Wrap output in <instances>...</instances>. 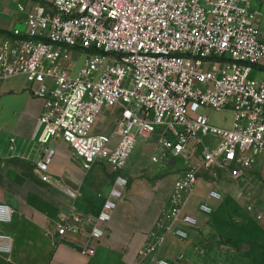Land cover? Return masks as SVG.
I'll list each match as a JSON object with an SVG mask.
<instances>
[{
	"label": "built area",
	"instance_id": "obj_1",
	"mask_svg": "<svg viewBox=\"0 0 264 264\" xmlns=\"http://www.w3.org/2000/svg\"><path fill=\"white\" fill-rule=\"evenodd\" d=\"M47 5H18L22 27L0 45V79L25 77L27 92L44 102L36 175L61 188L49 172L58 142L69 145L85 172L103 164L115 174L94 219L74 209L58 216V242L82 236L81 254L95 257L129 187L123 172L138 142L159 133L152 163L173 160L181 167L168 207L133 264H172L156 256L167 239L187 241L200 230L199 219L185 212L198 182L212 186L209 203L198 205L200 214L211 217L212 203L225 198L217 185L226 179L240 189L264 154L261 12L253 0H49ZM114 107L121 116L113 135L95 134L102 114ZM204 110L230 112L231 127L214 125ZM62 191L73 201L80 197ZM14 215L0 204V259L7 264L13 263L15 239L6 228Z\"/></svg>",
	"mask_w": 264,
	"mask_h": 264
},
{
	"label": "crops",
	"instance_id": "obj_2",
	"mask_svg": "<svg viewBox=\"0 0 264 264\" xmlns=\"http://www.w3.org/2000/svg\"><path fill=\"white\" fill-rule=\"evenodd\" d=\"M48 2L49 0H21L20 2L0 0V45L4 39L11 36L13 30L22 27L21 22L25 17L18 11V5L31 9L34 4L48 6ZM253 8L261 12L257 27L261 33H264V0H253ZM27 88L28 83L25 77L0 79V100L13 104L22 117L17 122L15 135L6 138L0 136V156H6L12 152L19 158L11 165L0 167V204L7 205L15 212L14 219L16 215L23 217L30 222L33 230L55 244V240L58 242L56 235L58 216L69 214L74 209L77 214L94 219L100 213L109 195L115 174L110 166L103 164L85 172L82 169L81 160L74 156L69 145L58 142L54 146L56 153L49 172L52 177L61 181V188L42 183L36 175L35 163L41 157V147L37 137L38 122L44 102L31 97ZM114 111H119L117 123L121 116L119 107L107 109L103 115ZM103 115L95 127L103 120ZM231 125L232 115L225 128H230ZM114 126L116 127V124ZM115 127L109 133H102V135L112 136ZM159 139L160 134L156 133L148 142L143 140L138 142L136 147L148 145L150 149L144 151L142 148L131 156L123 172L124 177L129 181V187L108 224L105 237L96 248L95 257L88 258L81 254L80 249L86 244L84 237L68 235L64 242H58L56 245L50 264H92L101 255L117 257V264L135 262L148 241L149 233L154 230L163 211L168 207L174 180L181 167V164L173 160L152 163L151 159L156 154ZM116 141L117 139L114 144ZM251 171L254 175L260 174L264 178V154ZM221 185L227 188L229 196L234 199L233 195L235 202L241 207L250 204V201L243 196L241 187L230 190V184L228 185L226 179L220 182ZM63 188L79 192L80 197L73 201L62 191ZM194 193L188 201L185 212L199 219L200 230L193 231L187 241L182 242L172 237L167 239L156 259L161 258L172 264H180L182 259H188L193 255L196 240L208 236L210 228L206 226L210 217L198 212L200 203H209L208 195L205 201L193 202ZM24 198H28V201ZM35 203L40 204V207ZM212 205L216 204L212 203ZM12 226L13 223L6 228V231L14 237L10 231ZM257 226L264 235L263 218L259 220Z\"/></svg>",
	"mask_w": 264,
	"mask_h": 264
},
{
	"label": "rangeland",
	"instance_id": "obj_3",
	"mask_svg": "<svg viewBox=\"0 0 264 264\" xmlns=\"http://www.w3.org/2000/svg\"><path fill=\"white\" fill-rule=\"evenodd\" d=\"M202 113L209 117L211 123L221 127H226L231 116V113L226 111L216 113L204 110ZM118 114L119 111L102 114L103 120L94 127L95 134L112 131ZM21 119L19 111L13 104L0 100V136L6 138L15 135L17 122ZM142 148L147 151L150 146L136 147L134 153ZM18 159L12 152L0 156V167L11 165ZM229 184L230 190L235 188L228 182ZM240 187L243 196L250 201L249 205L254 207L255 212L248 211L249 205L241 207L235 202L233 195L234 199L229 196L225 186L217 185V189L224 193L225 198L221 203L214 205V213L206 226L210 228V232L207 237L196 240L193 255L188 259H182L180 264H264V235L257 228L258 215L264 219V178L250 171L247 180ZM211 189L210 182L200 180L192 198L193 202L205 201ZM36 203L35 205L40 207V204ZM10 231L15 237L12 264H50L55 247L58 245L56 240L55 244L50 243L41 233L31 228L30 222L19 215H16ZM117 263V257L101 255L92 264ZM0 264L7 263L0 260Z\"/></svg>",
	"mask_w": 264,
	"mask_h": 264
}]
</instances>
